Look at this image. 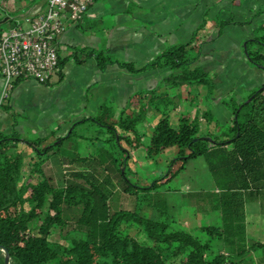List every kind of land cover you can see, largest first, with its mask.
<instances>
[{"label": "trees", "instance_id": "1", "mask_svg": "<svg viewBox=\"0 0 264 264\" xmlns=\"http://www.w3.org/2000/svg\"><path fill=\"white\" fill-rule=\"evenodd\" d=\"M46 4V0H0V37L17 21H22L31 9L37 6L44 9ZM215 20L220 26L215 34L207 35L203 31L208 22L204 19L188 42L170 43L141 67L89 45H71L68 54L62 56L57 45L60 74L66 59L83 63L91 57L102 71L116 64L129 72L160 69L169 72L151 89L139 91L141 98L149 96L147 102L138 105L130 100L116 112L114 105L107 101L100 113L73 121L68 135L58 134V126L48 134L25 138L17 126L20 114L13 111L12 131H0V264H6L7 254L9 264H172L175 261L229 264L235 256L243 258L250 250L260 247L264 252L262 242L248 247L244 244V201L264 190V84L253 88L242 100L233 98L230 103L223 98L232 116L222 127L202 133L200 117L210 120L207 113L192 116L181 113L177 124L170 121L172 108L181 101L179 92L176 96L170 95L171 89L202 84L209 94L215 90V75L197 59L202 44L219 37L224 26L243 24L252 28V38L245 42L246 56L264 73V9L254 10L251 17L242 21L232 14L226 19L216 16ZM255 42L258 48L251 51L250 45ZM192 45L197 50L190 53ZM28 78L18 77L13 85ZM42 84L48 85V80ZM3 106L11 110L9 104L3 103ZM152 108L160 117L153 126L146 155L152 159L172 145L179 150L168 161L165 174L154 178L151 185L130 182V149L144 145V132L139 125L148 121ZM209 115L212 114L209 112ZM85 122L105 130L107 135L97 138L107 146H99L98 152L86 154L76 142L75 149L62 150L63 142L75 136L76 128ZM20 143L33 148L37 158L26 163ZM50 150L59 154L56 160L59 165L78 163L81 167L68 174L61 167L60 175L55 177L43 166ZM197 155H204L218 184L219 192L207 195L213 207H220L223 213V228L206 229L224 238L233 250L230 255L213 253L208 242L167 218L170 207L165 194L159 191L160 186L182 167L183 164L173 171L176 160L183 163ZM118 186L125 198L140 191L144 198L159 194L153 202L152 215L142 213L131 202L129 208L112 209L111 198ZM32 221H37V225L33 227Z\"/></svg>", "mask_w": 264, "mask_h": 264}, {"label": "crops", "instance_id": "2", "mask_svg": "<svg viewBox=\"0 0 264 264\" xmlns=\"http://www.w3.org/2000/svg\"><path fill=\"white\" fill-rule=\"evenodd\" d=\"M92 1L84 17L76 24H68L66 30L57 38L58 49L61 53L65 52L67 55L71 50V45H89L97 49H104L122 60H131L138 67L146 64L150 58L164 50L170 43L188 42L197 25L203 23L204 19L208 21L207 25H209L210 21L215 20L216 16L225 19L229 18L234 9H243L244 5V0ZM258 9H264V3L251 6L243 14L242 19L251 17L254 10ZM205 28L203 29L204 32ZM251 30L249 29L250 34L240 38L241 42L251 38ZM204 50L203 48L201 49L202 52ZM69 62L75 63L74 66H77L76 70L80 78L79 84L75 87L77 105L73 106L71 104L70 99L72 94H69L66 96L67 100L64 102L67 107V113H65L64 117L58 118L56 123L54 121L53 123L49 122V124H47L48 121L46 123L40 122L46 125L44 131H51L60 126L58 134L61 135L66 134L70 130L73 121L85 116L88 117L90 114L100 113L101 106L107 101H110L114 105L116 112H119L130 100L132 103L138 105L141 102H147L149 96L141 98L139 91L151 89V87L158 83V80L169 72L168 69L138 73L129 72L116 64L110 65L107 70L102 71L93 57L83 63H76L72 58H68L64 62L62 74L59 73V69L52 73V75L54 73L58 75V81L56 82L62 84L67 80L68 68H66V64H69ZM256 68L262 76L264 74L262 70L258 67ZM28 79H23L16 83L9 92L10 94L1 99L5 81L0 75V131L7 133L12 131L13 111H18L21 116L23 114L21 110L23 111L24 108H28L27 104H24L25 107L19 105L21 104L20 100L22 96L25 94L24 89L20 88L24 86L23 84ZM261 82H253L235 100L239 101L245 91L252 90L253 87L258 86L257 83L260 84ZM195 85L193 84L192 86ZM196 86V88H201L204 93L206 86L202 84H197ZM193 89L189 85H184L181 89H171L172 93H181L183 98L189 101L192 106L189 109L191 111L187 113L181 107L175 109V113L173 114L175 115L176 122L174 124H177L181 113L190 116L207 113L208 117L213 116L209 115V112L205 109V105L208 104L206 102L208 96H205V99L202 100V94H199L194 102H199L201 106H193L194 102L191 99ZM182 95L181 102H183ZM223 97L215 93L213 106H219V110L222 113L221 117H224V121L227 122L232 113L226 101H223ZM230 100L233 102V98ZM3 103L9 104L11 110H6L3 107ZM214 114L219 117L217 112L214 111ZM159 117L160 113L152 108L148 121L140 125V130L144 132L146 138L141 148L130 149V161L138 162V160H141L142 164H145L147 160L151 159L146 155V145L153 126ZM172 118L170 117L171 123L173 122ZM200 122L201 125L211 123V130L216 128V125L205 117L201 116ZM17 126L24 137L28 138L26 135H29L31 131H28L29 129L25 121L20 119ZM207 130L209 129L202 127L201 132L206 133ZM44 131L36 132L37 135H45ZM139 150L140 155L136 157ZM178 150L179 148L176 145H172V147H168L160 152L163 155L168 154V157L165 159V164L168 165L167 170L169 168V159H173L177 155ZM173 164V170L183 165L160 186V189L163 190L166 196L167 205L170 207L167 218L176 225L197 235L202 241L208 242L211 245L213 253L230 255L233 250H230L224 238L212 235L206 229L212 226L221 229L224 227V224L222 209L217 206L213 207V201L207 195L208 192H219V187L215 179H213L204 155L193 156V158H189L183 163L180 160H176ZM168 181L173 182V185L168 186L165 184ZM140 182L142 183V180ZM174 186L181 187L179 189L174 188ZM256 195L248 197L244 201V244L247 247L257 241L264 243V190L256 193ZM232 255L235 256V254ZM242 257L235 256L234 260L229 264H264V252L260 247L250 250ZM172 264L180 263L175 261Z\"/></svg>", "mask_w": 264, "mask_h": 264}, {"label": "rangeland", "instance_id": "3", "mask_svg": "<svg viewBox=\"0 0 264 264\" xmlns=\"http://www.w3.org/2000/svg\"><path fill=\"white\" fill-rule=\"evenodd\" d=\"M261 3H264V0H244L243 9H234L232 15L235 19L242 21L243 14L251 6L260 5ZM198 26L199 24L197 25V27ZM219 28L220 26L217 20H212L210 21V24L206 26L205 32L207 35H213L219 30ZM249 29L251 30L250 26L247 27L243 24L226 25L223 27L221 35L219 37L217 36L214 39H211V41L209 42H205L204 44H202V48L205 50L203 52H199V58L197 60L208 72L215 75L218 84L212 94H209L207 87L204 88L205 91L203 93L201 88H196V85L191 86L192 89L194 87V89L192 90L191 99L193 100V102L196 101V98L199 94H202V100L205 99V96H208V99L206 101L208 104L205 105V109L213 115L212 117H210V120L214 123V125L219 127H222V124L225 123V118L221 117L222 113L219 110V106H213L215 93L221 97L224 96L223 98L232 103L230 99L237 98L243 92V90L253 84V82L262 81L260 84L257 83L258 86L264 84V74L261 76V73L255 67L256 65L251 63L250 60L247 59V56H245L244 44L246 40L241 42L240 39L242 36L250 34ZM198 45L199 43L197 44V47ZM197 47L195 50H197ZM257 48L258 44L255 42L250 45L249 49L253 51ZM195 50L193 48V45L191 46V48H189L190 53L191 51L193 53ZM62 56H66L65 52H62ZM74 65L75 63L73 62H69V64H66V68H68V78L62 84L60 82H56L58 81V75L54 73L50 76L48 85L41 84L36 79L30 78L26 80V82L23 84L24 86L20 88L24 89L25 94L24 96H22L20 100L21 104L19 105H22V107H25L24 104L28 105V108L26 107L23 111L21 110L23 114L19 116V119L25 121V124L29 129L28 131H31L29 135H26V137H35L37 136L36 131H44L46 125L41 124L40 122L46 123L48 121L47 124H49V122L53 123L54 121L56 123L58 118L64 117L65 113H67V107L64 104V102L67 100V95L72 94V97L70 99L71 104L73 106L77 105V98H75V87L77 86V84H79L78 82L80 78L76 70L77 66ZM254 86H256V84H254ZM258 86L256 87L258 88ZM249 92H251V90L245 91L242 98L246 97ZM170 95L176 96L178 95V93H171ZM193 106L197 107L201 105L199 104V102H194ZM179 107H181V109H183L185 113L191 111L189 109L192 108L191 103L183 98V102L180 101L179 106H177L176 108H172L170 114V117H173L172 123L176 122V118L173 113H175V109ZM214 111L217 112L219 117L214 114ZM210 124H202V127L211 129L212 125L210 126ZM139 128H141L140 125ZM49 131L50 130H46L44 132L45 134H48ZM106 135L107 133L105 132V130L102 128H98L97 124H94L92 122L80 123L76 128L75 136L70 137L63 142L62 150L67 151L70 150V148L72 149V147L73 149H75L73 143L77 142L79 145L83 146V150L86 154L91 153V151L95 150L96 152H98V147L107 146V143L103 141L100 143V140L97 138V136L103 138ZM145 138L146 135L143 137V141L145 140ZM19 146V149L20 151H22L26 163L30 162V160L34 157L37 158V154L34 152L33 148H31L30 146H25L24 143H20ZM139 152L140 150L137 151L136 157H139ZM160 154L161 153L157 154L155 157H152V159L147 160L145 164H142L141 160H138V162L129 160L130 170L128 172V180L139 182L142 180L143 184L148 183V185H151L153 183V179L156 178L157 175L158 178L162 174H165L168 167V165L165 164V159L168 157V154ZM58 156L59 154L53 153L52 150H50V157L43 162V166L46 167V170L49 173L51 172L53 173V175H56L55 177H58V175H60L59 170L61 167H63L64 171H67V174L70 173L71 170H74L75 168L79 169L81 167V165L78 163H75L76 165H74V163H65L63 165H59V163L56 161L59 159ZM165 184H167L168 186H172L173 182L168 181ZM180 187L181 186H174V188L179 189ZM121 191V187L118 186L117 191L111 198L110 205L112 209L123 207L129 208V204L131 202L134 203L142 213L148 216L152 215V205L159 194L153 195V198H144V193L140 191L131 196V198H125L122 195ZM159 191L163 192V190ZM174 196H176V194H174ZM131 205L133 206V204ZM31 224L34 227V225H37V221H32Z\"/></svg>", "mask_w": 264, "mask_h": 264}, {"label": "built area", "instance_id": "4", "mask_svg": "<svg viewBox=\"0 0 264 264\" xmlns=\"http://www.w3.org/2000/svg\"><path fill=\"white\" fill-rule=\"evenodd\" d=\"M44 9H31L0 37V75L7 96L18 77L44 83L59 69L56 40L68 24H76L92 0H46ZM37 10V12H35Z\"/></svg>", "mask_w": 264, "mask_h": 264}, {"label": "water", "instance_id": "5", "mask_svg": "<svg viewBox=\"0 0 264 264\" xmlns=\"http://www.w3.org/2000/svg\"><path fill=\"white\" fill-rule=\"evenodd\" d=\"M246 46H247V44L245 43V44H244L245 49H246ZM259 89H262V87L259 88ZM247 101L249 102V101H250V98H248ZM70 130H71V129H70ZM69 133H70V131L68 132V134H69ZM68 134H67V135H68ZM207 138H208V139H211L209 136H208ZM5 250H6V249H5ZM5 263H6V264H9V254H7V257H6Z\"/></svg>", "mask_w": 264, "mask_h": 264}, {"label": "bare ground", "instance_id": "6", "mask_svg": "<svg viewBox=\"0 0 264 264\" xmlns=\"http://www.w3.org/2000/svg\"><path fill=\"white\" fill-rule=\"evenodd\" d=\"M31 78V77H30ZM41 83V82H40Z\"/></svg>", "mask_w": 264, "mask_h": 264}]
</instances>
